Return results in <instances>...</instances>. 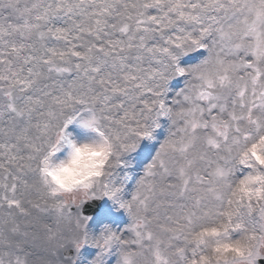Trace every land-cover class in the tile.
I'll list each match as a JSON object with an SVG mask.
<instances>
[{
  "label": "snow or ice",
  "instance_id": "snow-or-ice-1",
  "mask_svg": "<svg viewBox=\"0 0 264 264\" xmlns=\"http://www.w3.org/2000/svg\"><path fill=\"white\" fill-rule=\"evenodd\" d=\"M162 118L167 135L124 198L115 170ZM73 123L114 151L69 197L45 188L40 165L71 143ZM262 127L264 0H0V264H76L85 246L87 264H183L194 221L227 214L230 144ZM101 198L126 228L88 230L81 206ZM231 203L253 242L243 264H257L264 204Z\"/></svg>",
  "mask_w": 264,
  "mask_h": 264
},
{
  "label": "clouds",
  "instance_id": "clouds-1",
  "mask_svg": "<svg viewBox=\"0 0 264 264\" xmlns=\"http://www.w3.org/2000/svg\"><path fill=\"white\" fill-rule=\"evenodd\" d=\"M247 135L248 139L237 137L236 142L230 144L232 170L228 173L230 188L225 195L227 214L194 221L188 243L184 245L183 264H243V258L249 253L253 242L245 233H237L232 222L235 213L228 205V201L232 202V208L249 203L264 204V127L259 131L250 128ZM69 140L70 144L62 143L41 163L40 179L51 192L80 196L108 171L114 149L110 141L95 134L87 140L77 141L71 136ZM62 150H65L64 156L56 159V154Z\"/></svg>",
  "mask_w": 264,
  "mask_h": 264
},
{
  "label": "rangeland",
  "instance_id": "rangeland-1",
  "mask_svg": "<svg viewBox=\"0 0 264 264\" xmlns=\"http://www.w3.org/2000/svg\"><path fill=\"white\" fill-rule=\"evenodd\" d=\"M199 60V59H198ZM198 60H190L189 59V54L187 56H184L180 59V63L182 66L188 67ZM183 86V85H182ZM181 86V87H182ZM169 92H168V97L171 99V97L174 95V93L181 87L176 86L174 84V80L169 82ZM161 126L160 130L157 131V129L153 133V141L157 136L156 134H161L162 130L164 128V132L162 137L159 138V143L157 144L156 147H154L153 150H151V145H141L139 144L138 147L136 148L135 151L125 155L122 159L124 162V166H121L115 170V175L123 180V196L124 198H129L130 193L133 191L134 184L136 183V180L140 177V175L143 172L144 167L150 162L152 159L153 155L155 154V151L157 147L159 146L160 142L163 140V136L166 132L167 126H168V121L166 119H161ZM67 132L70 133L71 138L76 139L77 141L81 140H87L93 138L94 134L82 129L81 127L78 126V124L73 123L70 125L67 129ZM64 151L62 150L61 152L56 154V159H60L64 156ZM124 172V175L122 174ZM240 173H237V176H239ZM132 182V186H128L127 183L128 181ZM116 205H111L107 208L100 209L97 211L95 214H93L91 219L89 220L88 223V230L95 235L96 233L99 232L101 226L104 224H110L111 228L113 227L114 230L120 231L121 229L126 228L127 225H124L128 221V217L125 221H118L116 217ZM129 223V221H128ZM124 226V227H123ZM91 248V247H90ZM90 252V253H88ZM96 254V249L95 250H88V249H81L79 258L76 262V264H87V261L92 259ZM115 259V255L109 256L107 259V262H111L113 264V261ZM264 259V258H261Z\"/></svg>",
  "mask_w": 264,
  "mask_h": 264
},
{
  "label": "water",
  "instance_id": "water-1",
  "mask_svg": "<svg viewBox=\"0 0 264 264\" xmlns=\"http://www.w3.org/2000/svg\"><path fill=\"white\" fill-rule=\"evenodd\" d=\"M97 210H98V203L94 201L93 199L84 202L80 209L81 214L85 216H92L93 214L97 212ZM64 255H67V256L73 255L72 250L68 249L67 252L64 253ZM258 264H264V261L258 260Z\"/></svg>",
  "mask_w": 264,
  "mask_h": 264
},
{
  "label": "bare ground",
  "instance_id": "bare-ground-1",
  "mask_svg": "<svg viewBox=\"0 0 264 264\" xmlns=\"http://www.w3.org/2000/svg\"><path fill=\"white\" fill-rule=\"evenodd\" d=\"M200 58V57H199ZM203 57H201L200 59H202ZM199 59V60H200ZM199 60L197 61V62H195L194 64H196V63H198L199 62ZM194 64H192V65H194ZM191 66V65H190ZM183 87V86H182ZM180 89V88H179ZM178 89V90H179ZM167 129H168V126H167ZM167 129H166V132H165V134H164V136H163V139L166 137V135H167ZM163 141V140H162ZM161 141V142H162ZM159 147V146H158ZM158 147H157V149H158ZM156 149V150H157ZM123 175H124V172L122 173ZM137 181V180H136ZM135 185V184H134ZM129 221V220H128ZM128 221H127V223H125L124 225H127L128 224ZM107 225H109L110 226V224H107ZM111 227V226H110ZM124 227V226H123ZM113 228V227H112ZM85 247H88V246H85ZM88 253H90V252H88ZM115 259H116V257H115ZM115 259H114V261H113V264H115Z\"/></svg>",
  "mask_w": 264,
  "mask_h": 264
},
{
  "label": "flooded vegetation",
  "instance_id": "flooded-vegetation-1",
  "mask_svg": "<svg viewBox=\"0 0 264 264\" xmlns=\"http://www.w3.org/2000/svg\"><path fill=\"white\" fill-rule=\"evenodd\" d=\"M264 260V259H263Z\"/></svg>",
  "mask_w": 264,
  "mask_h": 264
}]
</instances>
